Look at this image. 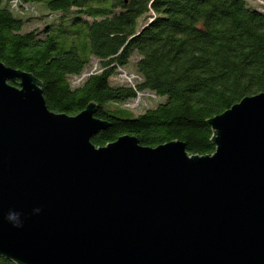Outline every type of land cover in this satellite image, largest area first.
I'll return each mask as SVG.
<instances>
[{
  "label": "water",
  "instance_id": "water-1",
  "mask_svg": "<svg viewBox=\"0 0 264 264\" xmlns=\"http://www.w3.org/2000/svg\"><path fill=\"white\" fill-rule=\"evenodd\" d=\"M95 108L55 114L37 79L0 62V257L264 264V92L208 121L215 152L203 157L132 136L96 148Z\"/></svg>",
  "mask_w": 264,
  "mask_h": 264
},
{
  "label": "trees",
  "instance_id": "trees-1",
  "mask_svg": "<svg viewBox=\"0 0 264 264\" xmlns=\"http://www.w3.org/2000/svg\"><path fill=\"white\" fill-rule=\"evenodd\" d=\"M33 6L38 18L28 16ZM32 19L45 25L25 31ZM0 62L37 79L55 114L94 105L104 124L90 139L96 148L132 136L142 147L181 142L190 156H210L208 121L264 92V8L247 0H0ZM124 68L139 79L133 86L115 80ZM137 93L166 101L124 118Z\"/></svg>",
  "mask_w": 264,
  "mask_h": 264
},
{
  "label": "rangeland",
  "instance_id": "rangeland-1",
  "mask_svg": "<svg viewBox=\"0 0 264 264\" xmlns=\"http://www.w3.org/2000/svg\"><path fill=\"white\" fill-rule=\"evenodd\" d=\"M253 8H264V5L259 6L258 4L254 3L253 0H247ZM256 1V0H254ZM261 2H264V0H260ZM34 7V6H33ZM29 15L33 18H38L39 13L36 12L35 7L30 8ZM46 19H32L30 23H28L25 27V31H31L34 29H41L45 25ZM125 71H123L122 75H125L126 73L130 72L129 68H124ZM93 71L92 69H89L88 72ZM87 72V73H88ZM87 74H84L85 77ZM118 82H125L121 76H119V79H116ZM143 96H137V101H131L127 103L126 105H123V108L127 110L128 114H125L123 117H130V118H136L139 114L143 113L146 109L155 108L158 104L164 103L166 101V97H157L152 93H147L148 95L141 93ZM141 97V98H140ZM140 98V99H139Z\"/></svg>",
  "mask_w": 264,
  "mask_h": 264
},
{
  "label": "clouds",
  "instance_id": "clouds-1",
  "mask_svg": "<svg viewBox=\"0 0 264 264\" xmlns=\"http://www.w3.org/2000/svg\"><path fill=\"white\" fill-rule=\"evenodd\" d=\"M40 211L39 208L33 210L34 213H38ZM21 214L15 211H9L5 217V219L12 224L13 227H21L22 221L20 219Z\"/></svg>",
  "mask_w": 264,
  "mask_h": 264
},
{
  "label": "built area",
  "instance_id": "built-area-1",
  "mask_svg": "<svg viewBox=\"0 0 264 264\" xmlns=\"http://www.w3.org/2000/svg\"><path fill=\"white\" fill-rule=\"evenodd\" d=\"M92 70H93V71H91V73H92V72H95V71H96V66L93 67ZM82 77H84V76H82ZM121 78H122L125 82L131 84L132 86H133L134 83H137V82H138V80L128 79V76H127L126 74H125V75H122V74H121ZM146 95H148V94H146ZM137 96H143V95H142L141 93H137ZM140 98H141V97H140ZM140 98H139V99H140ZM135 100L137 101V98H136Z\"/></svg>",
  "mask_w": 264,
  "mask_h": 264
},
{
  "label": "bare ground",
  "instance_id": "bare-ground-1",
  "mask_svg": "<svg viewBox=\"0 0 264 264\" xmlns=\"http://www.w3.org/2000/svg\"><path fill=\"white\" fill-rule=\"evenodd\" d=\"M260 3L264 4V2H261ZM127 75V74H126ZM128 76V79H134V80H139L136 76L134 75H127Z\"/></svg>",
  "mask_w": 264,
  "mask_h": 264
}]
</instances>
